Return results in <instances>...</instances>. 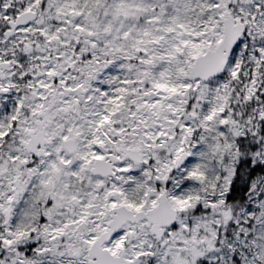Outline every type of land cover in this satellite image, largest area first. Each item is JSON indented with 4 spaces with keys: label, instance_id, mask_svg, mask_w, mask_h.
<instances>
[{
    "label": "snow or ice",
    "instance_id": "snow-or-ice-1",
    "mask_svg": "<svg viewBox=\"0 0 264 264\" xmlns=\"http://www.w3.org/2000/svg\"><path fill=\"white\" fill-rule=\"evenodd\" d=\"M0 264H264V0H0Z\"/></svg>",
    "mask_w": 264,
    "mask_h": 264
}]
</instances>
